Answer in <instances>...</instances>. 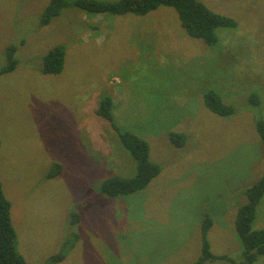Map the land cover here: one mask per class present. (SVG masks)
<instances>
[{"label":"rangeland","instance_id":"374dc122","mask_svg":"<svg viewBox=\"0 0 264 264\" xmlns=\"http://www.w3.org/2000/svg\"><path fill=\"white\" fill-rule=\"evenodd\" d=\"M49 1L0 0V67L5 48L25 40L20 64L0 76V182L27 263L65 251L56 264H194L205 216L211 253L239 260L236 212L264 169L255 128L264 119V0H201L237 22L218 28L213 45L189 36L170 7L139 17L68 8L40 26ZM58 43L63 70L42 74L41 56ZM205 89L234 114L211 112ZM102 96L161 167L141 191L100 192L104 180L136 169L96 114ZM169 132L186 134L185 144L176 147ZM57 163L60 173L49 176ZM252 228H264V196Z\"/></svg>","mask_w":264,"mask_h":264},{"label":"trees","instance_id":"16d2710c","mask_svg":"<svg viewBox=\"0 0 264 264\" xmlns=\"http://www.w3.org/2000/svg\"><path fill=\"white\" fill-rule=\"evenodd\" d=\"M161 7L173 8L179 23L185 32L200 39L207 45L217 42L218 28H235L234 18L211 10L201 0H50L40 17V26H46L58 17L64 9L78 8L96 14L145 16ZM25 43L22 38L17 43L5 48V63L0 67V76L13 72L20 64L17 52ZM66 48L63 44H55L40 58V72L46 75L61 73L65 63ZM203 102L213 113L228 117L234 114L233 105L225 103L221 95L213 89L203 92ZM249 99L254 105L260 100L255 95ZM113 100L111 96L99 99L96 114L104 118L117 133L122 148L135 161V174L131 177H112L102 182L100 192L110 197H119L143 190L155 178L161 167L150 158L149 143L134 132L122 129L115 121ZM256 131L264 148V119L255 123ZM170 141L176 147H182L186 142V134L169 132ZM61 166L57 163L48 173L55 176L60 173ZM246 202L240 205L236 212L235 230L240 238L242 251L239 260H232L226 255L211 253L210 244L206 238L212 226L210 216H205L202 227L201 255L194 264H203L209 259H224L233 264H255L258 257L264 255V228L253 229L252 223L256 216L257 205L264 196V169L261 176L251 186L243 191ZM65 257V251L50 256L45 264H56ZM0 264H28L18 249L17 232L11 218V202L5 195L0 182Z\"/></svg>","mask_w":264,"mask_h":264}]
</instances>
